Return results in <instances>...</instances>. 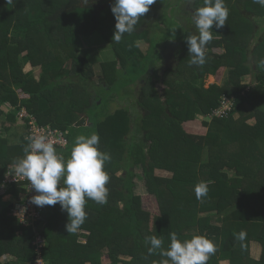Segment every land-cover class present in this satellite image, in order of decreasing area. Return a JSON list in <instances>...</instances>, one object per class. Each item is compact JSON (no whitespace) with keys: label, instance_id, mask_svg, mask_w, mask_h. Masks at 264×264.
I'll return each mask as SVG.
<instances>
[{"label":"trees","instance_id":"16d2710c","mask_svg":"<svg viewBox=\"0 0 264 264\" xmlns=\"http://www.w3.org/2000/svg\"><path fill=\"white\" fill-rule=\"evenodd\" d=\"M113 3L0 0V121L10 125L7 131L20 133L16 155L9 139H0V190L7 168L27 144L29 118H16L21 108L37 124L68 133V145L58 150L65 158L71 149L68 130L85 120L100 137L99 149L111 155L104 166L110 177L107 203L88 200L87 219L75 233L66 231L68 216L59 204L44 206L39 220L25 223L9 204L0 208V264H32L38 234L45 241L44 264H104L102 257L106 264H162L167 258L160 250L149 254L146 237L162 238L167 249L173 232L181 241L194 235L213 241L216 252L207 264H264V7L254 0H224L228 18L222 28L213 26L206 62L196 66L190 64L186 38L196 32L191 14L204 0H174L173 6L156 0L136 31L119 43L112 42ZM169 11L187 19L185 26L170 20L180 35L172 47L169 42L157 50L164 61L161 68L155 60L147 61L138 46L150 39L148 20ZM94 34L110 42L114 52L112 61L99 63L98 86L115 89L133 61L140 64L142 95L138 86L135 115L123 108L96 112L103 104L89 91L95 83L93 70L77 44L78 36ZM216 49L221 53L214 54ZM24 65L39 69V77L23 73ZM223 71L220 85L205 87L207 77ZM244 77H249L247 84ZM17 91L28 99H19ZM223 97L233 98L232 106L217 117ZM197 117L204 119V136L191 134L184 125ZM248 119H253L251 125L245 123ZM201 182L208 194L198 200L194 189ZM138 184L154 198L158 216L150 218L143 211L135 194ZM6 187V195L21 198L20 189ZM251 242L261 248L258 259L250 254Z\"/></svg>","mask_w":264,"mask_h":264},{"label":"clouds","instance_id":"9594fccd","mask_svg":"<svg viewBox=\"0 0 264 264\" xmlns=\"http://www.w3.org/2000/svg\"><path fill=\"white\" fill-rule=\"evenodd\" d=\"M154 3L156 0H114L111 11L116 23L112 42L119 43L125 34L135 32L141 17ZM254 3L264 7V0H254ZM228 14L224 0H204V6L196 8L191 14L196 32L186 38L190 64H205V50L213 39V26L222 28ZM26 139L28 143L23 148V155L13 162L10 174L15 180L19 177L30 182L37 193L31 197L34 205L44 207L59 204L68 216L66 231L77 232L87 219L85 206L88 200L99 205L107 203L109 190L106 185L110 177L104 166L111 160L110 153L99 149L100 137L97 133L75 137L68 158L57 150L46 134L32 135ZM194 191L198 200L208 194L204 182L197 184ZM244 237L245 233H239V239L243 240ZM146 241L150 245L149 254L160 250V255L167 258L162 264H207L210 256L216 252L214 242L203 235L181 241L176 233H170L167 249L162 247L163 239L157 236L146 237Z\"/></svg>","mask_w":264,"mask_h":264},{"label":"rangeland","instance_id":"374dc122","mask_svg":"<svg viewBox=\"0 0 264 264\" xmlns=\"http://www.w3.org/2000/svg\"><path fill=\"white\" fill-rule=\"evenodd\" d=\"M173 2L174 0H165V5L173 6L171 5V3ZM189 5L191 6V3H188L184 6L185 10L189 9ZM172 13H174V11H169V13L168 12H163L161 14L159 13V17H162V18H157V19L154 18V19L148 20L149 27H147L148 28L147 31H148V36L150 39L148 42L140 41L139 43L140 47L138 46L141 53L145 55L144 58H146L147 61L155 60V64L157 63V65L160 66L161 68H163L162 66L164 65V61L162 59L159 60L157 58V56H159V53L157 50H159L161 46H164L166 48L169 42L176 41L175 40L176 37L180 35V33H177L178 29H176L175 27L172 28L173 22H170V20L179 22L182 24V26H185L184 22L187 19V18H182L180 14L179 16H173L174 14ZM184 30L186 29L184 28ZM77 44H78L79 50H81V56L85 57L88 60V62L90 63V67H91L89 68L93 70L92 80L94 79L95 86L94 84L93 85L91 84L92 86H89V89H90L89 91H92L97 95V98L95 100L96 103L99 101V103L102 102L103 104V107L100 110H97L96 112L100 115H103L106 113L112 114L118 108H123V110H128L131 114L135 115L136 110H138V108L136 107V104L134 103L135 101H137V93H138L137 89H138V86H140L138 89L139 91L141 88V85L143 84L142 81H140L141 78L138 77L139 76L138 70H139L140 64L138 62L135 63L136 61H133L134 62V64H132L133 67L128 69L129 72L127 73L128 75L124 77V80L122 81L123 84L120 83L119 85L115 86L114 87L115 89L110 90L108 88L100 87L98 86V84H100V81L98 79L100 77V76L98 77V73L100 71L99 63H101L102 61H112L114 52L112 51L111 43L110 42L108 43L100 35L94 34L89 37L78 36ZM220 53H221V50H217V49L214 50V54H220ZM134 66H137L136 70L133 69ZM22 69H23L22 70L23 73L31 72L35 79L39 77V74H40L39 69H31L29 65H24ZM223 75H224V71L219 73L218 76L216 77H207L206 82H205V87L211 84H214V83L217 85L218 84L220 85L223 79ZM243 80H244V83L247 84L249 82V77H244ZM146 85L147 84H145L144 86ZM158 89L160 90L161 88H158ZM144 93L146 96V94H148L147 90H145ZM17 94H18L19 99H28V96L26 94H21L20 91H17ZM140 95L142 94L140 93ZM203 120L204 119L202 117H197V119H195L194 121L185 123L184 125L186 129L188 130V132H190L191 134H194L197 136H204V134L207 131L206 130L207 128L206 126H204L205 124H203ZM245 123H247L248 125H251L253 123V119H248L246 120ZM6 127H8V124H0V132H2L0 136H3L4 134H6V138L7 136L10 137L9 144H10L11 154L16 155L18 154L19 147H20L18 144L20 140L19 129L18 130L12 129V131L7 133L4 131L5 130L4 128ZM68 132L70 133V139H71L70 147H71L72 144L74 143L75 137L79 135H86V136L91 135L94 132V130L89 128V122L85 120L83 126L76 127L72 125L71 128L68 130ZM70 153H71V149L68 152L69 156H70ZM226 171L229 172L228 170ZM156 175L163 176V177L170 176L168 173L161 172V171H157ZM263 188H264V182H263ZM135 194H137L140 197L141 207L143 211L149 214L150 218H153L159 215V211H158L154 198L146 194L143 188L139 184L137 185V188L135 189ZM0 196H2L0 198V201L4 203V204H0V208H2L5 205L7 206V204H10V203L11 205H13V207L15 206L16 202L14 201L11 195H3V193L0 191ZM8 207L10 208V205ZM82 242L84 243L83 240ZM249 248H250L251 256L254 259H258L260 252H261L260 246L254 242H251ZM102 262L104 264L108 263L107 257H102ZM220 264H227V262H221Z\"/></svg>","mask_w":264,"mask_h":264},{"label":"built area","instance_id":"2783aa9c","mask_svg":"<svg viewBox=\"0 0 264 264\" xmlns=\"http://www.w3.org/2000/svg\"><path fill=\"white\" fill-rule=\"evenodd\" d=\"M233 98L223 97L221 98L220 105L218 110L214 112V115L221 117L227 114L230 111L232 106ZM16 118L19 121H22L25 118H29L28 122V132L25 136V140L29 136L37 134H46L49 139L57 147V150H63L68 145L67 132L61 131L59 129L52 128L49 125L41 126L37 124L35 118L27 114L24 108H21L20 111L16 114ZM12 166H9L4 174V182L1 188V192L4 194L6 186H15L17 189L21 190L19 195L20 199L13 198L16 202L15 206H10L14 216L18 217L22 223L27 221H37L41 218L40 212L43 210V207H38L31 203V197L37 195L34 189H32L30 182L26 179L17 177L14 179L13 175L10 174ZM11 204V203H10ZM44 239L38 234L36 235L33 246H35V258L32 264H44L43 259L41 258V249L44 247Z\"/></svg>","mask_w":264,"mask_h":264},{"label":"crops","instance_id":"0c3cea01","mask_svg":"<svg viewBox=\"0 0 264 264\" xmlns=\"http://www.w3.org/2000/svg\"><path fill=\"white\" fill-rule=\"evenodd\" d=\"M263 27H264V24H263ZM173 43H174V42L172 41V42H171V47H172V44H173ZM174 44H175V43H174ZM17 122H18V121H17ZM0 124H3V123L0 122ZM5 124H7V123H5ZM18 124L20 125V122H18ZM9 126H10V125L8 124V127H9ZM8 127L4 128V129H5L4 131L7 132V133L10 132V131H7V128H8ZM1 133H2V132H0V134H1ZM0 139H6V134H4L3 136H0ZM7 139H9V141H10V137L7 136ZM227 264H228V263H227Z\"/></svg>","mask_w":264,"mask_h":264}]
</instances>
